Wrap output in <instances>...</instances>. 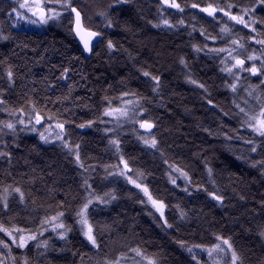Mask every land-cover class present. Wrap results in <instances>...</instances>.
Returning <instances> with one entry per match:
<instances>
[{"label": "trees", "instance_id": "1", "mask_svg": "<svg viewBox=\"0 0 264 264\" xmlns=\"http://www.w3.org/2000/svg\"><path fill=\"white\" fill-rule=\"evenodd\" d=\"M107 2L108 0H79L89 15H93L95 5ZM180 2L184 3L185 0ZM187 2L191 3L193 0ZM239 2L248 5L252 0ZM157 4L158 0H129L127 4L118 7L113 14L115 26L105 32L106 39L111 38L116 48L108 52L106 48L98 46L91 57L87 58L65 28L56 25L42 29L16 26L15 13L11 12L16 7V0H0V31L9 35L11 26L13 37L9 41L0 40V61L7 57L6 63L15 65V88L10 102L19 106L23 103L19 97L24 93L43 101L44 93H51L56 89L62 93L66 91L68 79L52 85L54 90L46 89L40 82L45 76L49 81L54 80L63 69V66L56 64L45 69L47 35H63L74 56L79 58L77 60L90 74L87 119H93L97 114V108L101 107L100 98L104 95L114 97L122 90L137 89L152 96L151 104L146 107L151 109V115L156 119V135L165 158L186 167L194 178L204 175L203 162L207 158L217 169L218 182L224 189L225 200L223 204H218L203 192L193 190L185 193L180 186L171 185L165 174L168 169L160 152L148 150L126 129L121 137L122 152L133 169L139 168L148 174L145 183L154 195L162 197L168 205L165 216L173 228L166 230L152 208L140 203L144 197L139 189L118 176H107L105 179L103 165L117 164L118 157L115 150L108 146L103 124L97 121L96 127L78 129L75 125L84 120L64 114L66 118L75 121V125L69 127L72 140L80 143L82 160L86 166L91 165L93 168L84 175L91 177L90 183L97 193L112 189L117 197L110 204L99 205L95 209L94 219L101 224H111L113 229L110 235L105 233L102 238L108 244L103 252L113 258L118 252L126 250L125 245L134 247L140 244L147 253L155 254L160 264H190L191 256L178 241L209 244L214 242L212 233L220 232L231 237L234 246L243 255L244 264H264V238L259 236L257 228V225L264 223V204L261 203L264 201V173L259 168H252L250 161L236 159L237 155H248L247 151L241 153L240 141L225 142L223 136H210L205 131V128L215 131L221 118L231 127H237V124L231 117H222L218 109L213 110L203 99V90L185 79L186 75H191L193 79L206 83L214 103H219L228 110L230 97L219 87L221 79L218 60L193 51L191 44H203L204 40L198 31L190 36L187 25L179 29L155 27L154 24L159 19ZM193 14L188 11L184 14L188 24L196 23L197 29L203 25L213 34L218 31V23L205 19L204 15H198L197 20L193 21ZM166 15L173 22L179 19L172 11ZM257 16L264 18V12L258 11ZM98 23L93 15V24ZM234 31L242 36L250 33V29H245L242 25H237ZM180 56L188 62L190 71L179 63ZM140 68L160 75L159 95H153L151 85L144 83L146 78L142 77ZM2 70L3 65H0V72ZM3 83L0 81V84ZM33 88L37 89L36 93H30ZM7 118V114L0 113V119ZM223 130L226 129L221 128ZM241 133L244 134L243 130ZM4 139L8 143L4 150L11 151L12 157L11 164L7 159L0 158V184L12 183L13 180L22 181L26 190L31 187L37 198L35 211L29 202L27 206L16 204L8 213L15 217L17 224L34 227L28 222V218L43 215L45 208L41 205L46 207L66 200L71 201L75 207L80 202L78 197L72 199L78 193L83 195L80 188L83 169L73 162L74 157L67 156L55 143L44 144L39 141L36 134L18 130L17 137L8 135ZM229 147L235 149V153L229 151ZM259 158L256 154L251 157ZM229 173L234 175L229 176ZM29 175L42 179L30 185ZM48 188L56 191L49 193ZM65 193L69 195L65 196ZM177 204L188 211L187 219L178 218L175 207ZM7 218L4 216L5 220ZM68 223H72L71 219ZM52 243L53 247L44 256H38L33 245L30 255H33L35 264H95V251L86 245L83 237L76 231L69 235L67 243L55 237L52 238ZM78 253H84L85 259L82 260Z\"/></svg>", "mask_w": 264, "mask_h": 264}, {"label": "snow or ice", "instance_id": "2", "mask_svg": "<svg viewBox=\"0 0 264 264\" xmlns=\"http://www.w3.org/2000/svg\"><path fill=\"white\" fill-rule=\"evenodd\" d=\"M128 2L129 0H108L107 3L95 5L93 15L99 21L98 24H93V15L88 14L79 0H16V7L12 8L11 12L15 13V24L24 21L29 25H38L40 28L52 25L65 28L80 45L81 52L92 55L98 46L106 48L108 52L116 48L111 38L106 39L105 32L115 26L113 14L116 9ZM157 10L159 19L155 22V27L179 29L187 25L190 36L198 31L204 40L203 44L192 43L193 51L218 60L221 79L219 87L224 90L227 97H230L228 110L219 103H214L206 83L193 79L191 75H186L185 79L203 90L205 94L203 99L207 104L212 106L213 110L218 109L222 117H231L237 127H231L221 118L220 125L215 131L208 128H205V131L210 136H223L225 142L240 141L241 153L247 151L248 155H237L236 159L250 161L252 168H259L261 173H264V18L257 16L258 11L264 12V0H252V3L248 5L240 3L239 0H223V2L193 0L191 3L187 0L184 3L180 0H158ZM169 11L179 16V19L175 22L169 19L166 15ZM186 11L194 13L191 17L193 21L197 20L198 15H204L205 19H210L214 24L218 23V31L213 34L203 25L197 29L196 23L188 24L184 19ZM237 25L250 29V33L247 36L239 35L234 31ZM11 39H13L11 26L9 35L0 31V40ZM95 54L99 55L98 52ZM6 61L7 57L0 61V65H3L0 81L4 82L0 84V113H5L8 117L0 119V145H3L0 148V158L7 159L11 164L12 153L4 150L8 147L5 136L17 137L18 130L36 133L39 141L44 144L54 142L67 156L74 157L73 162L83 169L80 184L83 195L80 196L78 193L77 196L72 197L73 200L78 197L80 201L75 207L72 206L71 201L66 200H60L46 207L41 205L45 208L44 214L28 218V222L34 227H23L17 224L15 217L8 213L16 204L27 206L29 202L34 206L33 211H35L37 198L33 195L32 188L29 187L26 190L22 181L15 180L12 183L0 184V264H35L33 255H30L33 252V245L35 253L38 256H44L53 247V237L67 243L69 235L74 231L78 232L86 245L95 251L97 256L95 264H129V262L130 264H160L157 256L147 253L140 244L134 247L125 245L126 250L118 252L113 258H109L103 252L108 244L102 238L105 233L110 235L113 229L111 224H101L94 219L95 209L99 205L110 204L117 197L112 189L97 193L90 183L91 177L84 175L90 173L93 168L91 165H85L81 158L80 143L72 140L69 127L75 125V121L64 115L69 113L70 109L63 107L61 110V107H56L52 110L47 107L48 103L63 106L66 101L72 100L74 84H68L67 90L62 95H57L55 99L44 96L41 101L38 97L24 93L19 97L23 103L15 106L14 102H10L15 88V65ZM179 63L185 69H189V64L183 56L179 57ZM70 71L69 67H63L59 77L49 81L45 76L40 82L46 89L54 90L51 86L69 79ZM139 72L146 78L144 83L151 85L150 90L153 95H159L160 75H155L145 68H140ZM36 92L37 89H30V93ZM152 100V96L145 95L137 89L122 90L114 97L104 95L100 98L101 107L97 108L94 118L84 120L75 127L91 129L97 126V121L100 124L112 125L105 126L103 133L108 137L109 148L115 150L118 163L103 165L106 171L105 179L107 176L123 177L127 183L139 189L144 197L140 203L150 205L155 212L159 213L161 226L167 230L173 228L165 216L168 205L162 197L154 195L149 185L145 183L148 174L142 169H133L122 152L121 137L126 127H130L132 134L148 150L160 152V157L167 166L168 171L165 174L171 185L179 187L177 180L182 179L185 193H189V189L192 188L197 192L205 193L208 198L218 204H223L225 195L224 189L218 182L217 169L208 162L207 158L203 162L204 175L198 178H194L193 173L186 170V167L165 158L156 135L158 127L156 119L151 115V109L146 107ZM80 106L89 107L87 104ZM221 128L226 130L221 131ZM229 151L235 153V149L231 147ZM253 154L260 158L251 159ZM109 168L113 171H108ZM32 171L34 172L35 169ZM8 175L10 176L11 173L9 172ZM232 175L234 173H229V176ZM38 179L42 177L29 175L28 183L34 185ZM47 191L52 193L56 190L48 188ZM68 195L65 193V196ZM261 203L264 204V201ZM175 207L178 210L179 219L188 218L186 209L179 204ZM4 216L8 217L7 220ZM69 219L72 223H68ZM257 228L259 236L264 238V223L257 225ZM212 237L214 242L209 244H189L183 240L178 241L191 256L190 264H244L242 253L234 246L230 236L213 232ZM129 253L132 255L129 256ZM78 254L81 255L82 260L85 259L84 253Z\"/></svg>", "mask_w": 264, "mask_h": 264}, {"label": "rangeland", "instance_id": "3", "mask_svg": "<svg viewBox=\"0 0 264 264\" xmlns=\"http://www.w3.org/2000/svg\"><path fill=\"white\" fill-rule=\"evenodd\" d=\"M16 26H24L26 28H40V26L38 25H29L24 21H21L19 24H16ZM72 57H75V56L72 52V49L68 41L65 39L63 35L61 34H48L47 35L45 69L48 70L49 67L54 64L61 65L63 67H69L71 71H70V78L67 81L68 82L67 85L74 84L72 100L66 101L63 106H60L59 104L53 105L52 103H48L47 107L52 110H55L56 107H61V110L63 109V107H67L70 109V112L64 113V114L79 117L81 120H86L88 118L89 107H81L80 105L82 104L89 105L90 74L87 68L81 62H79L77 59H71ZM62 94L63 93L60 90L56 89L55 91L51 93H44L43 97L48 96V97H51L52 99H55L57 95H62ZM77 97H79L80 99L77 100L76 99ZM73 101H75V103H73ZM116 103L118 102L116 101ZM105 126L111 127L112 125L103 124V128ZM126 129L130 130V127H126ZM23 132L29 133V134H36V133L27 132V131H23ZM120 178H123V177H120ZM123 179L125 180V178ZM177 183L183 189L184 187L183 180L178 179ZM131 186L135 187L134 185H131ZM193 190L195 189L190 188L189 192H192ZM152 210L155 212L153 208ZM155 213L159 218V213L157 212ZM131 255L132 254L129 253V256Z\"/></svg>", "mask_w": 264, "mask_h": 264}, {"label": "water", "instance_id": "4", "mask_svg": "<svg viewBox=\"0 0 264 264\" xmlns=\"http://www.w3.org/2000/svg\"><path fill=\"white\" fill-rule=\"evenodd\" d=\"M79 46H80V45H79ZM84 55H85L87 58L91 57V55H88V54H86V53H84Z\"/></svg>", "mask_w": 264, "mask_h": 264}]
</instances>
